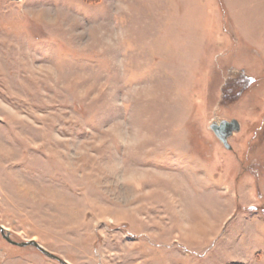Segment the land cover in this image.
<instances>
[{
    "label": "rangeland",
    "instance_id": "obj_1",
    "mask_svg": "<svg viewBox=\"0 0 264 264\" xmlns=\"http://www.w3.org/2000/svg\"><path fill=\"white\" fill-rule=\"evenodd\" d=\"M0 225L68 264H264V0H0Z\"/></svg>",
    "mask_w": 264,
    "mask_h": 264
},
{
    "label": "water",
    "instance_id": "obj_2",
    "mask_svg": "<svg viewBox=\"0 0 264 264\" xmlns=\"http://www.w3.org/2000/svg\"><path fill=\"white\" fill-rule=\"evenodd\" d=\"M9 1H19V0H9ZM209 129L212 131V133L215 135V137L221 142V144L226 148L229 149L230 146L228 145V138L233 134V132L237 131L239 129V124L236 120L231 121H219L211 123L209 126ZM0 233L1 235L7 239L8 238V231L0 225ZM11 243H14L13 241H10ZM15 244V243H14ZM19 247H33L37 249L40 253H42L44 256L58 261L60 264H68L66 261L60 259L59 257L55 256L54 254L48 252L46 249H44L41 245H39L37 242L33 240H29L26 242H20L17 243Z\"/></svg>",
    "mask_w": 264,
    "mask_h": 264
},
{
    "label": "snow or ice",
    "instance_id": "obj_3",
    "mask_svg": "<svg viewBox=\"0 0 264 264\" xmlns=\"http://www.w3.org/2000/svg\"><path fill=\"white\" fill-rule=\"evenodd\" d=\"M118 99V97H117ZM114 117H111L107 114H101L97 116L96 118V125L93 127V131H96L97 128H103L106 127L108 123H110L111 119ZM240 258H246V257H240Z\"/></svg>",
    "mask_w": 264,
    "mask_h": 264
},
{
    "label": "flooded vegetation",
    "instance_id": "obj_4",
    "mask_svg": "<svg viewBox=\"0 0 264 264\" xmlns=\"http://www.w3.org/2000/svg\"><path fill=\"white\" fill-rule=\"evenodd\" d=\"M0 236H1V238L8 244V245H10V246H12V247H19L18 245H17V243H19V242H16V241H14V240H12L11 238H10V236L8 235V238L10 239L9 241L7 240V239H5L2 235H1V233H0ZM10 241H13L14 243H11ZM20 248V247H19Z\"/></svg>",
    "mask_w": 264,
    "mask_h": 264
}]
</instances>
